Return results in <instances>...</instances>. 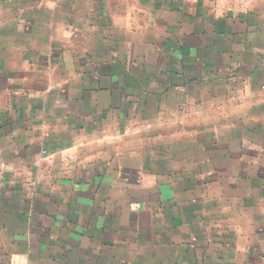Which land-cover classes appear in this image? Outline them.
Listing matches in <instances>:
<instances>
[{
    "label": "crops",
    "instance_id": "obj_1",
    "mask_svg": "<svg viewBox=\"0 0 264 264\" xmlns=\"http://www.w3.org/2000/svg\"><path fill=\"white\" fill-rule=\"evenodd\" d=\"M0 264H264V0H0Z\"/></svg>",
    "mask_w": 264,
    "mask_h": 264
}]
</instances>
